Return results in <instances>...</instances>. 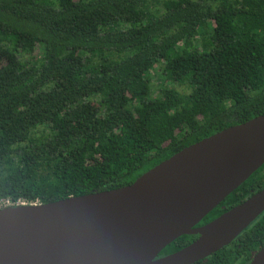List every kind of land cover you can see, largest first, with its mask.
I'll use <instances>...</instances> for the list:
<instances>
[{
	"label": "trees",
	"instance_id": "16d2710c",
	"mask_svg": "<svg viewBox=\"0 0 264 264\" xmlns=\"http://www.w3.org/2000/svg\"><path fill=\"white\" fill-rule=\"evenodd\" d=\"M263 113L264 0H0V203L129 185ZM263 187L264 164L197 225ZM263 242L264 211L194 264H247Z\"/></svg>",
	"mask_w": 264,
	"mask_h": 264
},
{
	"label": "water",
	"instance_id": "95a60500",
	"mask_svg": "<svg viewBox=\"0 0 264 264\" xmlns=\"http://www.w3.org/2000/svg\"><path fill=\"white\" fill-rule=\"evenodd\" d=\"M264 164V113L180 149L129 185L0 208V264H194L264 211V187L201 219ZM182 235L179 250L157 257ZM247 264H264V242Z\"/></svg>",
	"mask_w": 264,
	"mask_h": 264
},
{
	"label": "rangeland",
	"instance_id": "374dc122",
	"mask_svg": "<svg viewBox=\"0 0 264 264\" xmlns=\"http://www.w3.org/2000/svg\"><path fill=\"white\" fill-rule=\"evenodd\" d=\"M148 78H149V76H148ZM157 81H158V79H157V76H156L155 70H154V73H151L149 82L151 83V86H152L155 83H157Z\"/></svg>",
	"mask_w": 264,
	"mask_h": 264
},
{
	"label": "built area",
	"instance_id": "2783aa9c",
	"mask_svg": "<svg viewBox=\"0 0 264 264\" xmlns=\"http://www.w3.org/2000/svg\"><path fill=\"white\" fill-rule=\"evenodd\" d=\"M20 203H23V202H19V203H15V204H20ZM6 205H12V204H9L8 201H4V202L0 203V208L3 207V206H6Z\"/></svg>",
	"mask_w": 264,
	"mask_h": 264
},
{
	"label": "flooded vegetation",
	"instance_id": "af4514ba",
	"mask_svg": "<svg viewBox=\"0 0 264 264\" xmlns=\"http://www.w3.org/2000/svg\"><path fill=\"white\" fill-rule=\"evenodd\" d=\"M197 226H201V225H196V227ZM188 236H194V237H196V235H188ZM157 257H162V256H157Z\"/></svg>",
	"mask_w": 264,
	"mask_h": 264
}]
</instances>
